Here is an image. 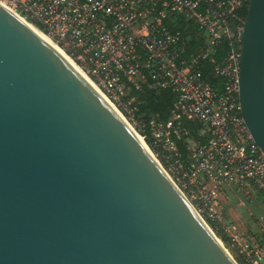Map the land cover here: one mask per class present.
Masks as SVG:
<instances>
[{"label":"water","instance_id":"obj_1","mask_svg":"<svg viewBox=\"0 0 264 264\" xmlns=\"http://www.w3.org/2000/svg\"><path fill=\"white\" fill-rule=\"evenodd\" d=\"M238 41L240 113L264 152V0ZM121 117L0 3V264H238Z\"/></svg>","mask_w":264,"mask_h":264},{"label":"built area","instance_id":"obj_2","mask_svg":"<svg viewBox=\"0 0 264 264\" xmlns=\"http://www.w3.org/2000/svg\"><path fill=\"white\" fill-rule=\"evenodd\" d=\"M250 0H0V3L50 38L133 128L130 91L169 90L177 95L165 122L149 129L151 153L195 211L221 222L227 191L264 205V152L254 143L238 103L239 11ZM204 35V48L182 57L177 17ZM229 51L212 72L224 81L218 93L199 74V62L213 54L220 37ZM186 119L200 126L201 142L180 127ZM134 129V128H133ZM143 134V135H142ZM145 142V141H144ZM179 146L185 151L183 153ZM256 234L233 230V246L244 264H264V218Z\"/></svg>","mask_w":264,"mask_h":264},{"label":"trees","instance_id":"obj_3","mask_svg":"<svg viewBox=\"0 0 264 264\" xmlns=\"http://www.w3.org/2000/svg\"><path fill=\"white\" fill-rule=\"evenodd\" d=\"M246 9L239 11V16L245 18ZM173 31L179 32L181 37V47L183 48L182 57L190 59L200 54L204 48V35L197 27L185 21L178 16L173 25H168ZM229 51L228 39L222 35L219 44L213 54L199 62L200 77L208 82L217 90L218 93L223 91L224 81L222 78L213 74L212 68L215 63L221 62ZM130 96L133 97V106L135 107L136 118L141 121L145 127L144 141L151 148V140L148 139L149 129L153 122H165L170 118V112L176 101L177 95L169 90H152L149 91L142 86L140 91L131 90ZM180 127L191 132L195 139L203 142L204 137H200V126L184 118L179 120ZM143 135V134H142ZM180 150L185 151L179 146Z\"/></svg>","mask_w":264,"mask_h":264},{"label":"rangeland","instance_id":"obj_4","mask_svg":"<svg viewBox=\"0 0 264 264\" xmlns=\"http://www.w3.org/2000/svg\"><path fill=\"white\" fill-rule=\"evenodd\" d=\"M133 128L136 131L135 133L141 136V133L138 132L141 129L137 126H133ZM227 197L225 201L221 198L224 202L221 222L215 224L209 222L204 216H201V218L221 241L233 259L238 264H244L242 257L233 246L231 235H233L234 229L240 233L256 234L258 232L257 221L260 217L264 218V205L260 204L259 200L254 202L245 200L242 195H236L231 191H228Z\"/></svg>","mask_w":264,"mask_h":264},{"label":"bare ground","instance_id":"obj_5","mask_svg":"<svg viewBox=\"0 0 264 264\" xmlns=\"http://www.w3.org/2000/svg\"><path fill=\"white\" fill-rule=\"evenodd\" d=\"M27 23V22H26ZM29 24V23H28ZM30 25V24H29ZM30 26H32V25H30ZM33 27V26H32ZM35 30H37L35 27H33ZM41 35H43L56 49H58L60 52H61V54L78 70V72L91 84V85H93L88 79H87V77L76 67V65L61 51V49L50 39V38H48L47 36H45L42 32H40L39 30H37ZM94 86V85H93ZM95 87V86H94ZM122 118V117H121ZM123 119V118H122ZM124 120V119H123ZM124 122L128 125V127L132 130V132L136 135V137L140 140V142L143 144V139L140 137V136H138L136 133H135V131H134V129L124 120ZM144 145V144H143ZM145 146V145H144ZM145 148H146V146H145ZM147 149V148H146ZM152 156H153V154H152ZM154 157V156H153ZM156 160V159H155Z\"/></svg>","mask_w":264,"mask_h":264},{"label":"crops","instance_id":"obj_6","mask_svg":"<svg viewBox=\"0 0 264 264\" xmlns=\"http://www.w3.org/2000/svg\"><path fill=\"white\" fill-rule=\"evenodd\" d=\"M227 195H228V192L226 191L225 194L222 196V198H223L224 201H225V199L228 198ZM223 200H222V202H223ZM255 200H259V199L258 198H253V200H251V201L254 202Z\"/></svg>","mask_w":264,"mask_h":264}]
</instances>
